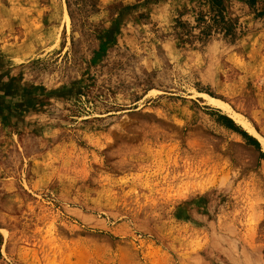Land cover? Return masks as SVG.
<instances>
[{"label":"rangeland","instance_id":"obj_1","mask_svg":"<svg viewBox=\"0 0 264 264\" xmlns=\"http://www.w3.org/2000/svg\"><path fill=\"white\" fill-rule=\"evenodd\" d=\"M263 139L264 0H0V264H264Z\"/></svg>","mask_w":264,"mask_h":264},{"label":"bare ground","instance_id":"obj_2","mask_svg":"<svg viewBox=\"0 0 264 264\" xmlns=\"http://www.w3.org/2000/svg\"><path fill=\"white\" fill-rule=\"evenodd\" d=\"M208 99H209V101H210L212 104H214L215 106L223 107V108L226 107L225 104H224L223 102H221V101H218V100H216V99H214V98H212V97H209ZM233 116L235 117V119H236L237 121H241V120H242V119L239 118L238 115H233ZM244 121H245V120H244ZM244 121H242V122H243V124L247 127V129H248L250 132L255 133L254 130H253L252 128H250L246 123H244ZM262 143H263V148H264V139H263Z\"/></svg>","mask_w":264,"mask_h":264},{"label":"trees","instance_id":"obj_3","mask_svg":"<svg viewBox=\"0 0 264 264\" xmlns=\"http://www.w3.org/2000/svg\"><path fill=\"white\" fill-rule=\"evenodd\" d=\"M230 122H233L231 119H228ZM252 139V138H251ZM256 144H258V141L256 139H253Z\"/></svg>","mask_w":264,"mask_h":264}]
</instances>
